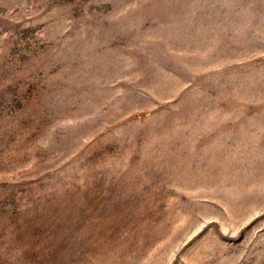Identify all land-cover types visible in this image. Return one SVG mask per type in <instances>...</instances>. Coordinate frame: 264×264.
Returning a JSON list of instances; mask_svg holds the SVG:
<instances>
[{"label": "rangeland", "instance_id": "1", "mask_svg": "<svg viewBox=\"0 0 264 264\" xmlns=\"http://www.w3.org/2000/svg\"><path fill=\"white\" fill-rule=\"evenodd\" d=\"M0 264H264V0H0Z\"/></svg>", "mask_w": 264, "mask_h": 264}]
</instances>
